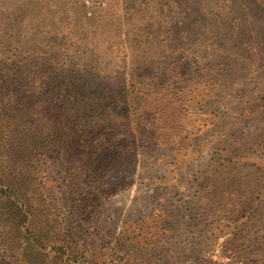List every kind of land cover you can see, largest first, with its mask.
Here are the masks:
<instances>
[{"label": "rangeland", "instance_id": "1", "mask_svg": "<svg viewBox=\"0 0 264 264\" xmlns=\"http://www.w3.org/2000/svg\"><path fill=\"white\" fill-rule=\"evenodd\" d=\"M3 67L104 99L139 152L95 197L44 112L26 145L0 118V264H264V0H0Z\"/></svg>", "mask_w": 264, "mask_h": 264}, {"label": "trees", "instance_id": "2", "mask_svg": "<svg viewBox=\"0 0 264 264\" xmlns=\"http://www.w3.org/2000/svg\"><path fill=\"white\" fill-rule=\"evenodd\" d=\"M14 78V73L8 67L0 68V118L4 120L5 117L8 124L18 121V126L23 128L27 124L26 120L33 118V114L44 112L48 126V147L58 155L63 153V157L59 159L63 163V169L73 168L69 162L64 163L65 159L81 161L82 166L75 163V166H79L77 171L86 174L87 178L93 177V180L80 177L78 184H91L92 196L102 195L104 189H100L99 181L105 178L110 165L113 162L118 165L120 161L138 154L137 133L120 132L119 124L107 110V103H102L104 99L96 96L85 98L83 89L76 85L73 88L65 87L64 92L61 83L57 82L49 86L26 85L19 88ZM20 94L23 96L20 97ZM121 136L124 139L122 144L118 142ZM11 139L13 138H7L4 130L0 129V146ZM20 141L21 145H26L28 141L25 130ZM60 166L62 167L61 164ZM79 189L82 190L83 187ZM96 190H101L102 193ZM84 193L91 194L89 189Z\"/></svg>", "mask_w": 264, "mask_h": 264}]
</instances>
